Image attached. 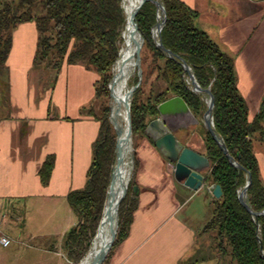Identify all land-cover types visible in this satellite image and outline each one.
<instances>
[{
  "label": "crops",
  "instance_id": "1",
  "mask_svg": "<svg viewBox=\"0 0 264 264\" xmlns=\"http://www.w3.org/2000/svg\"><path fill=\"white\" fill-rule=\"evenodd\" d=\"M181 1L197 12L194 25L232 58L252 121L264 100V0ZM37 43L35 23L18 25L0 64V208H12L4 234L21 264H66V237L77 223L67 197L86 186L101 130L100 119L89 115L99 76L81 64H64L58 73L35 66ZM49 71L57 77L46 81ZM139 139L136 160L147 165L134 181L139 194L130 197L135 207L127 233L105 264H236L220 255L205 230L216 199L208 190L209 170L203 187L189 189L175 180L172 165L152 141L142 134ZM193 148L206 156L203 141ZM254 154L264 186V139L254 143ZM200 197L203 208L193 203ZM24 207L36 216L30 227L21 210L15 211ZM22 237L35 251L19 250Z\"/></svg>",
  "mask_w": 264,
  "mask_h": 264
},
{
  "label": "trees",
  "instance_id": "2",
  "mask_svg": "<svg viewBox=\"0 0 264 264\" xmlns=\"http://www.w3.org/2000/svg\"><path fill=\"white\" fill-rule=\"evenodd\" d=\"M158 1L166 11L160 33L162 45L191 67L201 88L210 86L214 97L215 130L230 156L243 168L233 166L210 133L203 129L205 154L211 163L208 179L222 191L221 197L213 201L205 230L213 234L220 255H228L236 264H264V214L259 215L258 224L255 223L238 199L248 172L251 183L247 203L255 212L264 211V186L254 154V143L264 139V100L259 113L249 121L247 105L237 90L232 58L194 25L197 12L183 1ZM158 13L156 5L147 1L135 19L144 45L141 85L131 101L133 134L144 135L146 125L158 117L157 106L175 96L183 98L198 118L206 111L202 95L193 93L187 84V73L182 65L155 45L152 30L158 21ZM25 22L35 23L38 32L34 63L55 73L64 64H81L99 76L95 87V99L101 109L99 138L86 186L70 192L67 197L77 223L67 234L65 246L69 260L78 263L88 252L96 234L115 164L116 135L108 120V84L123 42L121 34L125 21L121 0H0V64L10 51L12 31ZM150 77L153 81L144 96ZM135 81L137 83L138 78ZM49 168L47 163L43 176ZM43 180L46 181V177ZM133 186L134 179L119 206V229L113 247L125 237L131 223L135 207L130 198Z\"/></svg>",
  "mask_w": 264,
  "mask_h": 264
},
{
  "label": "water",
  "instance_id": "3",
  "mask_svg": "<svg viewBox=\"0 0 264 264\" xmlns=\"http://www.w3.org/2000/svg\"><path fill=\"white\" fill-rule=\"evenodd\" d=\"M131 1H135V5L131 10L128 18H125L124 15V31L128 30L129 37L134 41V47L131 54L129 55V58L133 61V66H135L137 69L138 82L137 84L129 88L122 99L126 110L125 125L127 128L125 137H123L122 126L119 124V121L116 118L119 112V104L121 103V101H119L117 105L113 107L114 88L126 75V62L124 61L126 51L122 48V44L118 53V58L114 65H117L119 60H121V63L118 66L117 72H114L112 74V78L108 84V90L111 99L110 114L108 120L113 127L116 135V157L115 164L111 173L110 183L108 186L101 219L98 223L96 234L93 238L91 246L86 253V255H88L95 240H102L100 250L98 254L95 255L91 264H103L114 245L119 229V206L128 192L131 182V175L134 170L135 151L133 149L132 141L133 132L131 123V99L135 90L139 87L142 79L143 71L141 68V51L144 45V38L139 31L135 19L140 8L145 2L149 1L155 4L158 8L161 18L160 21H157L155 27L152 30V38L155 42L156 47L163 51L167 55V57L177 61L182 65L184 71L188 74V84L191 87V91L195 94L205 96L206 99L204 101L206 104V111L202 118H198L190 110L189 106L183 100V98L179 96L169 98L157 106L158 117L151 120L146 125L144 129V135L151 139L153 146L157 150V152L172 165L173 176L175 180L181 183L183 186L194 191L199 190L206 184L207 176L204 174L210 169L211 163L208 157L197 152L193 148L196 138L201 139V136L198 133H193L191 135L186 133V130H188L191 126L202 124L204 129H206V131H208L217 142L218 146L223 151L224 155L229 159L230 163L240 170L243 169L230 156L222 138L217 134L215 130L213 122L214 97L211 93L210 86L206 89L201 88L195 79L191 67L173 52L166 49L161 43L160 33L166 21V11L164 6L158 0ZM121 8L124 14L123 0H121ZM159 15H157V19L159 18ZM155 29L157 32L156 34ZM179 132H182L181 137H178L176 135L177 133L179 134ZM124 149H127L126 155L128 156L126 177L122 176L121 174V167L124 161ZM118 179L119 182L117 181ZM250 183L251 175L247 172L246 183L243 189L239 191L238 199L240 203L246 208V210L252 215L255 223H257V217L259 215H263L264 211L259 213L255 212L247 203L246 197ZM208 190L216 199H219L222 195L221 187L217 184H210L208 186ZM132 192L134 196L137 197L139 194L138 187L133 186ZM258 243L260 246V251L262 252L260 237H258Z\"/></svg>",
  "mask_w": 264,
  "mask_h": 264
},
{
  "label": "rangeland",
  "instance_id": "4",
  "mask_svg": "<svg viewBox=\"0 0 264 264\" xmlns=\"http://www.w3.org/2000/svg\"><path fill=\"white\" fill-rule=\"evenodd\" d=\"M34 64H35V66H38L37 62H35ZM91 71H93V70H91ZM52 76L57 77L54 72L49 71L46 81L47 80L50 81L51 78H52ZM136 78H137V74H135L130 79V81H129V88L132 87V86H134L135 84H137L136 81H135ZM185 80H186V82L188 84V81H189L188 74L185 76ZM151 81H153V78L152 77H150L149 82H148V84L146 85V87L144 89L145 90L144 96H147V94H148L149 84H150ZM140 85H141V82H140ZM132 99H133V97H132ZM132 99H131V101H132ZM202 99L204 101L206 99L205 96H202ZM110 101H111V99H109V101H108L109 107H110ZM204 103H205V101H204ZM89 115L94 116L96 119H100V117H101V109H100V106L96 103V99H94V105H93V108L89 111ZM203 129H204L203 125L202 124H199V125L191 126L188 130H186V133H188L189 135H191L193 133H198L201 136V139H202V136L204 134ZM181 133H180V135H181ZM138 139H139V134H132L133 149L135 151V157H134V170H133L132 175H131V180L133 179V175H134V172L135 171H136V174H137V176L135 177L136 180L134 179V181H137L138 180V175H139L141 169L143 167H145V165H147L146 163H144L143 161H141L139 159L136 160V144H137ZM201 139H199V138L197 139L196 138V141L194 142V145H196L197 147L198 146L200 147L201 146V143L203 141V139L202 140ZM141 145H142V140L139 139V141H138V147L141 146ZM142 162H143V164H142ZM131 195H130V197H131ZM193 203H200L202 205V208H203V199L201 197L195 199ZM17 210L18 211L21 210L20 214L23 216V218H25V224L27 225V227H30V224H29L30 217L31 218L32 217H36L35 214H33L34 211L32 209L28 208V207L16 209L15 211H17ZM16 215H17V213H16ZM4 216H5V218H3ZM13 217H14V215L12 213V208H3V209L0 208V230H2L3 233L6 232V229H5L6 224ZM14 221H15V223H17L19 225V223L21 222V219L20 218H19V220H16L15 219ZM22 238L25 241H23L24 243L21 242V244L23 246L22 245L18 246L19 250L20 251L21 250H28V251H33L34 250L35 251V249L37 247H35L34 243L31 242V241L26 240L25 237H22ZM15 248H16V246L13 245V243L8 248H3V247L0 246V261H1V259H3V260H5V262L7 264H21L22 261L19 260L17 258V256H14L12 254L13 253L12 250L15 249ZM65 259H66V262H65L66 264H78L83 258L78 263H73L72 261H70L69 258H68V255L65 257ZM103 264H105V263H103Z\"/></svg>",
  "mask_w": 264,
  "mask_h": 264
},
{
  "label": "bare ground",
  "instance_id": "5",
  "mask_svg": "<svg viewBox=\"0 0 264 264\" xmlns=\"http://www.w3.org/2000/svg\"><path fill=\"white\" fill-rule=\"evenodd\" d=\"M135 5V1H131V0H123V8H124V15L125 18L129 16L131 10L133 9ZM159 15V13H158ZM160 15L158 18V21H160ZM124 31V29H123ZM122 31V33H123ZM156 29H155V34H156ZM122 37V48L126 51L125 53V59L124 61L126 62L125 65V70H126V75L122 78V80L117 84V86H115L114 88V101H113V107H115L117 105V103L119 101H121V103L119 104V112L117 115V119L119 121V124L122 126V136L125 137V134L127 132V128H126V110H125V106L123 104V97L125 96L126 92L129 90V81L130 79L137 74V69L135 66H133V61L130 60L129 55L132 52V49L134 47V41L129 37V31L126 30L124 31L123 34H121ZM121 63V60L118 61L117 65L113 66L112 69V74L115 72H117L118 66ZM127 153V149H124V161H123V165H122V176L127 175V162H128V156L126 155ZM120 176V175H118ZM119 182V179L117 180ZM101 239L95 240L92 248L90 250V252L88 253V255H86L78 264H91L95 255L98 254L100 247H101Z\"/></svg>",
  "mask_w": 264,
  "mask_h": 264
},
{
  "label": "built area",
  "instance_id": "6",
  "mask_svg": "<svg viewBox=\"0 0 264 264\" xmlns=\"http://www.w3.org/2000/svg\"><path fill=\"white\" fill-rule=\"evenodd\" d=\"M13 240L0 230V246L3 248L9 247Z\"/></svg>",
  "mask_w": 264,
  "mask_h": 264
},
{
  "label": "flooded vegetation",
  "instance_id": "7",
  "mask_svg": "<svg viewBox=\"0 0 264 264\" xmlns=\"http://www.w3.org/2000/svg\"><path fill=\"white\" fill-rule=\"evenodd\" d=\"M177 136H178V137H181L180 132H179V134L177 133Z\"/></svg>",
  "mask_w": 264,
  "mask_h": 264
}]
</instances>
